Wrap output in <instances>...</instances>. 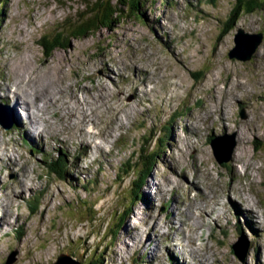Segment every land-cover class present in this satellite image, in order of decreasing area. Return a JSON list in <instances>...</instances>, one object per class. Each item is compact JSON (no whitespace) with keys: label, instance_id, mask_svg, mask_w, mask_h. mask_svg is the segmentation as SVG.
<instances>
[{"label":"rangeland","instance_id":"374dc122","mask_svg":"<svg viewBox=\"0 0 264 264\" xmlns=\"http://www.w3.org/2000/svg\"><path fill=\"white\" fill-rule=\"evenodd\" d=\"M83 4L0 0V105L12 121L11 131L0 124V264H50L61 254L82 264H168L164 239L187 255L189 246H178L184 232L199 264H264V9L241 13L229 29L232 0H149L143 17L122 6L128 13L111 29L47 58L38 39ZM239 28L261 36L246 60L230 56ZM24 91L29 102L49 94L57 105L27 110ZM23 106L27 127H45L42 152L64 155L65 170L40 159L24 144L36 143L14 129L24 124ZM83 110L89 117L81 120ZM165 132L167 145L136 182L139 157L156 155ZM214 139L234 143L228 160L217 162ZM233 195L248 206L227 204ZM182 220L183 229L174 226ZM237 238L242 258L228 246L242 248Z\"/></svg>","mask_w":264,"mask_h":264},{"label":"trees","instance_id":"16d2710c","mask_svg":"<svg viewBox=\"0 0 264 264\" xmlns=\"http://www.w3.org/2000/svg\"><path fill=\"white\" fill-rule=\"evenodd\" d=\"M83 8L77 11L75 17L71 18L70 22H65L52 29L47 35H41L38 39V44L44 49V55L48 58L52 55L56 49H67L69 43L73 39H80L92 35L93 33L100 30H108L115 26L123 14L129 10H135L138 12L139 16L143 17L145 10L143 9L146 2L149 0H83ZM116 1L117 5H116ZM232 20L231 24L228 25L232 28L237 22L239 15L241 13H252L264 9V0H232ZM122 6H127V9L122 8ZM129 7V8H128ZM125 10V11H124ZM142 12V13H141ZM128 13V11L126 12ZM228 29V30H229ZM166 128H164L165 130ZM163 139L158 141L162 144H158L159 147L156 150V155L153 157L146 152L139 157V164L136 169V182L141 183L144 174H148L155 163V158L159 154L160 150L164 149L165 145L169 141V135L167 132L162 136ZM142 150V149H141ZM65 159L60 157L53 163H48L49 165H54L55 170H65L62 165ZM135 163L131 160L126 161L122 164L123 174L126 172H131L134 168ZM95 180V179H94ZM135 183V180H134ZM133 183L132 187H138ZM130 197H135L139 199V196L130 188ZM137 200V199H136ZM132 204V203H130ZM85 205V204H83ZM64 206L72 208L69 203ZM232 250V248H231ZM234 253V252H233ZM77 259V258H76ZM79 260V259H77ZM80 261V260H79ZM81 263V262H80ZM82 264V263H81Z\"/></svg>","mask_w":264,"mask_h":264},{"label":"water","instance_id":"95a60500","mask_svg":"<svg viewBox=\"0 0 264 264\" xmlns=\"http://www.w3.org/2000/svg\"><path fill=\"white\" fill-rule=\"evenodd\" d=\"M261 41V36L257 35H248L243 32L242 29L239 28L238 33L235 34V43L237 45L236 49L231 51L230 56H235L237 58H240L241 60H246L250 57L251 53L254 52L255 48L258 46L259 42ZM248 49V53H242L239 49L241 48ZM246 54V55H245ZM0 124L4 128H9V122H6L5 113L3 107L0 108ZM219 139V138H218ZM217 139L211 140L210 145L213 149V154L215 156V159L217 162H223L228 160L229 156L231 155L234 147V143L231 144H224L222 145L221 142L216 141ZM242 248H239L235 242L232 244V242H228V246L232 248V251L239 257L242 258L243 255H245L246 250L244 248V241L242 239H237L236 241ZM13 261V258L11 257L7 264L11 263ZM50 264H81L79 260L74 258L71 255L67 254H61L57 257L55 262H52Z\"/></svg>","mask_w":264,"mask_h":264},{"label":"bare ground","instance_id":"6f19581e","mask_svg":"<svg viewBox=\"0 0 264 264\" xmlns=\"http://www.w3.org/2000/svg\"><path fill=\"white\" fill-rule=\"evenodd\" d=\"M16 82V81H15ZM32 93H35V90H32L31 91ZM44 97H45V101H43V97H41L40 99H39V101L38 102H35V101H30L29 102V100H30V96H29V94L26 92V91H24L23 92V95H22V97H19V100H20V102H21V104L22 103H24V101L25 102H27L24 106H25V109L27 108V110H28V107H29V109L31 108V109H36L38 112H44V111H46L47 109H46V107L47 106H44V103L45 104H51V105H54V109H55V106L57 105L56 103H55V101H57L56 99H54L53 98V96H50L49 94H46V95H44ZM59 98H61V97H59ZM28 102H29V104H28ZM56 104V105H55ZM24 106L22 107V108H20L19 109V112H20V118H22L21 119V121H24L25 123H27V121L29 120L30 121V119H28V117H30L29 115H26V112H25V109H24ZM10 107V106H9ZM10 109L12 110V112H14V113H16V111L13 109V108H11L10 107ZM23 112V113H22ZM47 112V111H46ZM70 112V111H69ZM88 114V112L86 111V110H83V116L81 117V120H84L85 119V115H86V118H88L89 117V115H87ZM22 115V116H21ZM33 117V120H34V114H32L31 113V118ZM31 124L30 125H28V127L26 126L27 124H23V130L26 132V134L29 136V139H32V138H37L36 140H35V145H33V149H35L36 150V147H39V149H40V144H41V138L39 139V136H36L37 134H39L40 136H41V133L40 132H38V133H36V130H34L33 131V133L31 132V131H29V129L30 130H32V129H34V124H32V122H30ZM37 124V129H42V130H45V127H44V125H41V124H38V123H36ZM29 128V129H28ZM47 129V128H46ZM48 129H50L49 127H48ZM47 129V130H48ZM51 131H53V130H51ZM53 134H55L54 132H53ZM57 135V134H56ZM35 136V137H34ZM55 139V138H54ZM60 141V140H59ZM88 145V144H87ZM87 145H84L85 147L87 146ZM5 153H6V150L4 151ZM44 152H45V150H44ZM10 156H13L12 154L10 155ZM9 156V157H10ZM62 167L63 168H65L66 166H65V163H64V165H62ZM244 199V202H241V200L239 199V197H238V195H235L234 197H233V199H230L229 198V200L227 199V204H229L230 206H233V203H236V202H238V203H240V204H246V206H248L247 205V203L249 202L247 199H246V197L245 198H243ZM253 203V202H252ZM217 204L218 205H220V210H219V214L221 213V212H224L225 211V209H224V207H223V205L220 203V202H217ZM252 208L254 209V206H253V204H252ZM203 209H205L204 207H203ZM205 210H207L208 211V209H205ZM255 210V209H254ZM256 211V210H255ZM206 214H207V212H205ZM252 217H255L254 215H251ZM256 218V217H255ZM258 218V217H257ZM260 221V220H259ZM181 222L182 221H179V223L178 224H181ZM256 223H257V220L256 219H254V225H256ZM3 228V226L0 224V230ZM219 229H221V227L219 226ZM249 232H250V234L252 233V226H250L249 227ZM257 231H260L259 230V228L258 229H256ZM245 234H247L248 233V231L247 232H244ZM255 233V232H254ZM180 242V241H179ZM181 247L184 249V250H186V248L183 246V245H181ZM192 247H193V245L189 248L190 249V252L189 253H187V255H188V257H189V259L190 260H193V257L194 256H192V252L194 251L193 249H192ZM177 248H175V249H172V250H176ZM188 252V251H187ZM203 253H206V252H203ZM207 254V253H206ZM158 256V255H157ZM194 259H196V257L194 258ZM201 260H202V257H201V259L199 260V258H198V260H197V262H195V263H191V262H189L188 264H199V262H201Z\"/></svg>","mask_w":264,"mask_h":264}]
</instances>
